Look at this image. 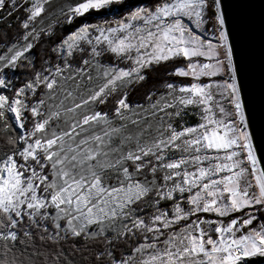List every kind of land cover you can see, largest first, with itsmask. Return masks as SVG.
I'll list each match as a JSON object with an SVG mask.
<instances>
[{
	"label": "snow or ice",
	"instance_id": "6c2138e0",
	"mask_svg": "<svg viewBox=\"0 0 264 264\" xmlns=\"http://www.w3.org/2000/svg\"><path fill=\"white\" fill-rule=\"evenodd\" d=\"M0 264H264V0H0Z\"/></svg>",
	"mask_w": 264,
	"mask_h": 264
}]
</instances>
